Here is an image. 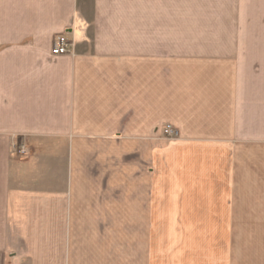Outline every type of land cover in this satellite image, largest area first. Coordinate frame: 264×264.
<instances>
[{"label":"crops","instance_id":"crops-1","mask_svg":"<svg viewBox=\"0 0 264 264\" xmlns=\"http://www.w3.org/2000/svg\"><path fill=\"white\" fill-rule=\"evenodd\" d=\"M85 2L0 0V264H148L147 221L164 205L218 222L220 238L239 223L264 238V87L241 67L259 40L180 58L177 25L164 35L141 8L132 30ZM63 34L73 55L52 57ZM167 124L180 138L163 144ZM158 170L219 182L165 204L147 184Z\"/></svg>","mask_w":264,"mask_h":264},{"label":"rangeland","instance_id":"rangeland-1","mask_svg":"<svg viewBox=\"0 0 264 264\" xmlns=\"http://www.w3.org/2000/svg\"><path fill=\"white\" fill-rule=\"evenodd\" d=\"M90 1L88 0V5L86 2L84 5L87 13L94 7ZM101 6L104 8L105 22L110 20L127 23L132 30H137L141 8L146 9L148 17L150 13H155L157 22L168 25L164 26V35L171 24L177 25L180 58L219 59L220 55L233 49L236 38L258 39V62H255L256 58L253 61L249 58L242 66L240 60L237 63L242 69L248 70L250 66L256 69L260 73L257 85L264 87V0H102ZM86 17L89 18L90 14ZM169 34L168 32V36ZM166 126L171 125L158 128L160 133L157 138L163 144L178 140L179 135L168 138L162 134ZM246 130L249 132L250 127H246ZM259 130H264V127L260 126ZM250 143V140L244 142L245 149H249ZM263 163L264 159L260 165ZM191 175V178L189 175L178 176L183 177L182 180L179 178V182L177 175L167 176L164 170H158L155 176L147 175L148 188L156 183L157 197H161L164 203L167 200L192 199L193 193L203 187L204 181L206 185L209 182L210 187L217 189V175ZM176 181L180 183L178 191L181 194L171 191V186L173 183L176 185ZM194 185L197 189H192ZM149 191L148 197H152ZM262 198L264 190H260V199ZM191 212L192 208L185 206L164 205L159 220L150 218L147 221L148 264H264V238H258L257 234L246 228V224H238L239 230L235 237H229L227 233V238H220L218 222L204 224L201 221L203 215L194 216Z\"/></svg>","mask_w":264,"mask_h":264},{"label":"built area","instance_id":"built-area-1","mask_svg":"<svg viewBox=\"0 0 264 264\" xmlns=\"http://www.w3.org/2000/svg\"><path fill=\"white\" fill-rule=\"evenodd\" d=\"M74 51V43L67 37V34L60 35L55 38L52 43L50 54L52 57H65L73 55ZM162 134L168 138H175L177 137L178 133L174 130L171 126H166L165 129L162 131ZM14 153L18 156H25L27 151L23 145L14 147Z\"/></svg>","mask_w":264,"mask_h":264}]
</instances>
